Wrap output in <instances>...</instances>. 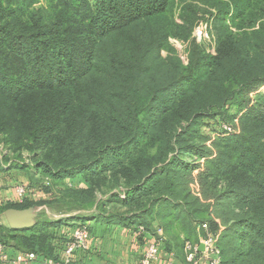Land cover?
Instances as JSON below:
<instances>
[{"label": "trees", "instance_id": "1", "mask_svg": "<svg viewBox=\"0 0 264 264\" xmlns=\"http://www.w3.org/2000/svg\"><path fill=\"white\" fill-rule=\"evenodd\" d=\"M34 2L0 0V140L42 150L41 168L60 175L113 171L110 188L127 190L96 215L0 224L10 252L60 260L68 239L57 228L82 219L142 225L166 248L211 234L222 264H264V0H183L181 23L176 0ZM202 8L214 20L216 54L192 41L187 66L159 59L170 37L190 39ZM228 104L242 113L241 131L215 140V150L194 145L199 123ZM190 150L204 161L182 160ZM92 192L64 194L93 205ZM111 202L119 206L107 209ZM37 204L53 207L26 191L0 209Z\"/></svg>", "mask_w": 264, "mask_h": 264}, {"label": "rangeland", "instance_id": "2", "mask_svg": "<svg viewBox=\"0 0 264 264\" xmlns=\"http://www.w3.org/2000/svg\"><path fill=\"white\" fill-rule=\"evenodd\" d=\"M45 1L46 0H35L33 7H41L45 5ZM91 1L94 3V0ZM182 1L183 0H176V7L172 17L177 23L182 22L180 16L181 7L183 5ZM209 13L210 10L207 11L206 8H202V10H200L189 40L170 37L168 43L160 50L159 59L168 60L169 57H174L176 60L180 61L183 66H187L189 64V46L192 41L199 44L204 49L205 53L216 54L217 44L214 30V20ZM201 25L209 26L212 30V32L210 30L209 37L199 38L197 30ZM260 90L264 92V86ZM221 112L222 113L214 116L205 117L199 123V125L195 128V133H193L194 135L191 139L194 145L203 146L207 151L215 150L213 146V142L215 140L225 138L232 132L239 133L241 131V122L239 118L242 113L238 111L237 105L228 104ZM41 152L42 150H38L34 153L26 148L22 150L11 148L9 145H6L3 140H0V195L7 190H10L11 192V190L15 189L16 192L15 199L7 201V203H0L1 207L7 208L10 205L22 202L24 200V196H20L17 192V188L22 186L26 189L30 200L36 202L51 200L53 203V207H48L44 204H37L36 206L29 207L33 208L36 221L50 219L59 220L61 218H67V216H70L77 211L89 216L96 215L98 212L103 211L104 207L101 204H104V201L108 202V198L111 196L112 192L119 194L121 197H125L127 189L124 188L123 185H119L113 189L110 188V185L114 181L113 179L115 177L113 171H97L100 174L91 175L92 172L87 169L60 175V173H53L41 168L36 159V156H38ZM202 156L203 153L199 154L194 150L180 154L182 160L192 162V164L197 165L204 161V157ZM198 172V168H196L193 175H197ZM46 187H49L50 191H45ZM82 187H91L93 189L91 198L96 201L95 204L92 205V202H88L80 203L76 206L71 203V199L65 198L64 193L67 188ZM192 187L196 192H198L199 186L197 184L193 183ZM2 197L3 196H0L1 199ZM97 204L100 205L98 208L96 207L98 206ZM118 204L119 203L113 204L111 202L105 207L113 210L116 206H119ZM6 210L7 209H0V224L5 226L8 225L5 214ZM76 221L84 223L82 219H77ZM199 233H201L200 230H198V234ZM192 240L198 241L196 238ZM246 243L247 241L245 244Z\"/></svg>", "mask_w": 264, "mask_h": 264}, {"label": "crops", "instance_id": "3", "mask_svg": "<svg viewBox=\"0 0 264 264\" xmlns=\"http://www.w3.org/2000/svg\"><path fill=\"white\" fill-rule=\"evenodd\" d=\"M5 192L0 195L3 196L2 199L0 198V203H7V201L15 199V189L11 190V192L10 190ZM37 222L34 216L32 222L28 223L24 228H33ZM85 224L89 226L90 247L87 251L78 252L72 264H139V259L142 254L149 244L154 241V236L150 233L137 232L136 224L125 225L116 222L108 223L95 220L86 221ZM8 225L10 226L9 221ZM81 225L84 224L74 220L69 224L59 226L56 233L62 240L69 239ZM59 252L62 254V248L59 249ZM13 255L22 258L24 257V252L13 251ZM185 263L186 252L184 245L183 248H166L164 244H160L159 258L153 264ZM29 264L47 263L41 258H37Z\"/></svg>", "mask_w": 264, "mask_h": 264}, {"label": "built area", "instance_id": "4", "mask_svg": "<svg viewBox=\"0 0 264 264\" xmlns=\"http://www.w3.org/2000/svg\"><path fill=\"white\" fill-rule=\"evenodd\" d=\"M197 31L199 38L210 36L207 26L201 25ZM17 192L20 196H24L26 189L22 186L17 188ZM202 228L207 230L208 225L204 223ZM137 232L144 233L145 228L142 225H139ZM89 233L88 225H81L75 233L64 242V247L62 249L63 255L60 260L44 259V261L47 264H72L74 256L78 252L87 251L89 249ZM158 233L162 234V230L159 229ZM217 240L218 238L211 234L201 236L197 242L187 240L184 246L186 252L185 264H222L221 252L217 246ZM160 243L161 242L157 241L154 237V241L149 244L139 259V264H153L159 258ZM37 258L38 255L35 252H24V257H15L10 252L8 246L0 240V263L29 264Z\"/></svg>", "mask_w": 264, "mask_h": 264}, {"label": "water", "instance_id": "5", "mask_svg": "<svg viewBox=\"0 0 264 264\" xmlns=\"http://www.w3.org/2000/svg\"><path fill=\"white\" fill-rule=\"evenodd\" d=\"M11 228L20 229L27 226L34 219L33 208L15 209L9 208L5 211Z\"/></svg>", "mask_w": 264, "mask_h": 264}]
</instances>
